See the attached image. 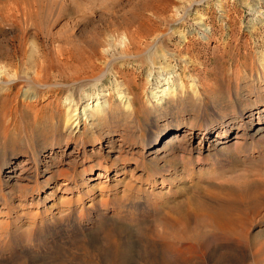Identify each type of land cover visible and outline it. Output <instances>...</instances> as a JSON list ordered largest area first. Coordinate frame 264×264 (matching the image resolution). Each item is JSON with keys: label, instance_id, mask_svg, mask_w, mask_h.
Masks as SVG:
<instances>
[{"label": "rangeland", "instance_id": "374dc122", "mask_svg": "<svg viewBox=\"0 0 264 264\" xmlns=\"http://www.w3.org/2000/svg\"><path fill=\"white\" fill-rule=\"evenodd\" d=\"M125 46L140 48L138 55L120 56ZM118 57H125L116 63L123 78L110 73L84 91L97 94L83 98L79 110L95 108L103 96L109 114L119 111L96 136L87 133L86 147L99 159L83 155L72 168L76 143L50 127L68 113L64 98L72 94L60 86L104 71ZM122 80L134 92L133 112L114 92L125 93ZM169 86L174 98L160 110L159 90ZM263 136L264 0H0V264H254L256 249L249 252L240 236H216L203 218L236 198L228 186L253 179L263 187ZM108 153L119 168L110 159L98 163ZM42 161L53 178L39 189L30 172L18 173L26 162ZM177 206L187 211V224ZM93 207L103 213L90 225L63 226L60 241L35 239L32 229L43 219H83ZM260 209L257 217L251 212V235H264ZM17 225L30 235L26 247L12 249L6 234Z\"/></svg>", "mask_w": 264, "mask_h": 264}, {"label": "bare ground", "instance_id": "6f19581e", "mask_svg": "<svg viewBox=\"0 0 264 264\" xmlns=\"http://www.w3.org/2000/svg\"><path fill=\"white\" fill-rule=\"evenodd\" d=\"M197 3H201L203 1H206V0H196ZM197 25H205V22L202 20V19H198V21L196 22ZM139 47V46H138ZM92 48H95V46H92ZM135 46L132 48L131 46H125L123 49L121 48L122 50V55L120 56H125L127 58H130L132 55L136 54V56L138 55L137 52L138 50L140 49H134ZM176 50V49H175ZM173 51L172 53L174 55H178L179 53H177L176 51ZM120 51V50H119ZM179 52V51H178ZM117 55V54H115ZM180 55V54H179ZM178 55V57H179ZM181 56V55H180ZM185 56V55H184ZM125 57H118L117 58V61L115 60H112V62L106 67L107 69H104V71L102 69H99V70H95L90 76L88 74V76H84V77H80V78H77L75 79V81H71V83H68V84H64V85H61L60 86V90L59 91H63L61 88H66V90L72 94L71 96H66V98H64V102H65V105L67 106L68 105V113L66 115V119L65 121L61 122L60 121V118L58 120H56V122L52 123V125L50 126L51 128H55V132L57 135L59 136H62L63 133H66V138H64V140H66V143H68L69 141H74L76 143V150H74L73 153H75V155H73V158L72 159H76L74 162H69V165L73 164V167H75L76 163L78 161H80L81 158H83V155H84V159L85 161H90V162H93L94 160H97L99 159V156H97L95 153L96 151L95 150H92L89 151L88 148L86 147V138H89V136L87 135V133L89 132V130L93 129L92 131H90V136H94L95 133H96V129L98 130L99 126L102 124V121H105L104 119H107L108 117H110V115H115L118 113L119 109L116 110V113L115 114H109V110L111 109V105H110V102L108 100H104L103 99V96L101 97L100 96V92H98V96H100L99 98H101L100 100L97 99L96 100V104L93 105V106H96L95 108H91L88 107L89 105H85L84 108L82 109V111L79 110V108L82 106L83 104V98H88L87 100L90 101L91 98H94L95 97V94H97L96 92L93 93V97H92V93H87L84 97V91L88 90L90 87L91 88H96V87H99L100 84H103L106 77L108 76V74H112L116 79L118 78H123V75L121 74V71L118 70L119 69V66L116 65V63L122 59H124ZM134 57V56H133ZM180 58V57H179ZM185 58V57H184ZM182 58V59H184ZM181 59V58H180ZM185 60V59H184ZM111 61V60H110ZM83 63V62H82ZM87 64V62H86ZM90 64V63H89ZM84 65V64H83ZM85 67V66H84ZM95 67V65H94ZM83 68V67H82ZM81 68V69H82ZM79 69V68H78ZM77 69V70H78ZM80 69V70H81ZM85 69V68H83ZM89 70V68H88ZM86 70V71H88ZM94 70V69H93ZM111 70V72H110ZM76 71V70H75ZM85 71V72H86ZM91 71H92V68H91ZM80 72V71H79ZM82 73V72H81ZM90 73V72H89ZM77 74V73H76ZM87 74V73H85ZM79 75V74H77ZM120 79V80H121ZM73 80V79H72ZM119 80V81H120ZM118 81V82H119ZM124 83H126V87H125V93L122 94L120 91L117 92L118 89H116V91H114L115 93H117L118 95L117 96H123V99H122V102H126L127 104L125 105V108H127L128 110L127 111H131L132 112L134 111V106H133V102H132V99L133 97L135 96H130L132 95L134 92H132L131 88H130V84L128 81H125V80H122ZM199 81V80H198ZM67 82V81H66ZM69 82V80H68ZM10 84V83H9ZM121 84V83H120ZM22 86H20L18 89H20ZM121 87V86H120ZM123 87V88H124ZM160 88V86H157ZM56 90V89H55ZM134 90V89H133ZM170 90H172L171 86L169 87H164L162 88L161 90H159L160 92H162V95H158V100H159V103H164V105H160L158 106L159 108L160 107H164L165 110L169 107V104L171 103V99L174 98V96H171L170 94L172 93ZM109 91V90H108ZM37 92V91H36ZM113 92V91H112ZM175 92V91H174ZM110 93H111V90H110ZM27 94V93H26ZM29 94V93H28ZM36 94V93H35ZM59 94V93H58ZM79 95V97L77 98H74L73 96L75 95ZM122 94V95H121ZM30 95V94H29ZM128 98V100H127ZM61 99V98H60ZM125 99V100H124ZM137 99V98H136ZM124 100V101H123ZM95 100H92V103L94 102ZM134 101V100H133ZM138 103V102H137ZM141 103V102H140ZM131 109V110H130ZM162 108H160L161 110ZM79 110V111H78ZM263 111V109H261ZM165 112V111H164ZM167 114V113H166ZM65 115V114H64ZM132 115V114H131ZM137 118V117H136ZM112 124V123H111ZM256 124V122L254 123V125ZM132 125V124H131ZM252 127H253V123H252ZM254 129V128H253ZM262 128L260 127H257L256 129H254V131H259L261 130ZM128 130V129H127ZM142 130V129H141ZM136 131V130H135ZM130 132V131H129ZM137 133V132H136ZM110 134V133H109ZM127 135H130V134H127ZM96 136V135H95ZM127 137V136H126ZM138 137V136H137ZM115 137L112 138V140L114 139ZM262 138V142L264 143V136L263 137H260ZM259 138V140H261ZM90 139V138H89ZM103 139V138H102ZM160 140V137L159 139L157 140V143L159 142ZM100 141V144L103 145L104 144V140H99ZM156 143V142H155ZM156 143V144H157ZM261 143V141H260ZM156 144H150L149 145V149H155V145ZM80 146V148H79ZM111 146H112V143H111ZM83 147V148H82ZM263 148V147H262ZM112 152V151H110ZM109 154V155H108ZM106 156H103L102 159H100V161L98 162L99 164H103V163H100V162H103L108 159H110V161H112V165L119 168L118 167V162H117V159H111V153H108ZM101 158V156H100ZM155 158V157H154ZM157 159V158H156ZM158 160V159H157ZM161 160V158H160ZM163 161V160H162ZM81 163L84 162V160L80 161ZM167 162V161H166ZM168 164L169 161L167 162ZM97 164V163H96ZM111 164V163H110ZM16 165V164H15ZM29 165V164H28ZM70 165V166H71ZM166 165V163H165ZM9 166V165H8ZM18 166V165H16ZM95 164L92 163L90 166H88V169L89 171L90 170H93L95 169ZM164 166V165H163ZM170 166V165H169ZM168 166V167H169ZM49 168V167H48ZM47 165L45 163V161H42L41 163H33L32 165H30V167L27 166V162L23 165V168L22 170L19 171L18 175L19 177H27L29 178L30 176L34 177L35 180H38V185H39V189L47 184L48 181L52 180L53 178V175H52V172L47 170ZM71 168V167H70ZM106 167H104V170H105ZM116 168V169H117ZM107 169V168H106ZM9 170H12V166H10ZM14 170V169H13ZM74 170V169H73ZM28 172L31 173L30 174H26ZM94 171V170H93ZM88 172V171H87ZM44 173H47L45 176L43 175ZM67 173V171H66ZM13 175V174H12ZM30 175V176H29ZM39 176V179H37ZM11 177V175L9 176ZM262 177V176H261ZM41 178V179H40ZM81 178V177H80ZM8 179V178H7ZM13 180V179H12ZM74 180V179H73ZM76 180V179H75ZM67 181V180H66ZM263 181V180H261ZM16 182V181H15ZM20 183V182H19ZM15 184V183H14ZM64 183H62L63 185ZM79 183H77L76 185H78ZM26 186V185H25ZM28 188V187H27ZM26 189V188H25ZM222 189V188H221ZM227 192L231 194H236V198H233V197H228L226 198V200H224L225 202L222 203V204H219L218 207L214 208V209H211V208H207L208 209V214L205 215V217L207 218H203V221H200V222H203L205 224H208L210 225L213 229H214V234L216 236H220V238H223L222 235H225L227 237V239L231 236H240L239 239H243L245 241V244H244V247L245 248H249L251 247V249L249 248V252L253 249H256L255 254H259V256H257V258H255V262L254 264H262L263 263V258H262V255L260 253L264 252V235L260 232L257 231V233H254V234H250V230H249V226H250V223L251 222V218H252V213L255 215V212H258L259 213V210L261 211L262 209H260L261 207H263L264 205V185L263 187L261 188L257 181L256 180H253V179H244L242 182L240 183H237L236 185H232V186H228V189H227ZM223 195H224V191L222 192ZM226 193V194H228ZM217 194H220V193H217ZM215 195V194H214ZM219 197V195H216ZM215 196V197H216ZM221 196V194H220ZM216 197V198H218ZM225 197V196H224ZM128 198V197H127ZM214 198V197H213ZM225 199V198H224ZM102 200V199H101ZM221 200L223 201L222 199V196H221ZM220 200V201H221ZM217 201V200H216ZM97 203V202H96ZM103 205V204H102ZM100 205V206H102ZM106 206V205H105ZM189 206V205H188ZM217 206V205H216ZM178 207V206H177ZM201 207H203V205H201ZM212 207V206H210ZM100 208V207H99ZM204 208V207H203ZM202 208V209H203ZM106 209V208H105ZM179 211H177V209L175 210L176 212H179V218L178 220L181 221V223H186L188 220V214L184 211V208L183 207H178ZM198 209V208H197ZM102 210V209H101ZM202 211V210H201ZM204 211V210H203ZM87 212V211H86ZM102 212V211H101ZM107 212V211H106ZM8 213V212H7ZM103 213V212H102ZM100 213L99 214V210L98 208L96 207H93L89 210V212H87V215L86 217L84 216L83 219H81V216L79 217V215L77 214L78 218H80V220H78V218H76V216L74 215V217L70 214L69 215H65V216H58L59 220H58V224L57 225H52V222L51 221H47L46 219H43L42 221H40L38 223V226H36V228H33V233L34 235L36 236V240L37 241H45V235L48 234L47 237H50L52 236V238H54L55 236L59 237V241L60 239H63L65 238V233H64V229H63V226L65 225H69L71 227H73L75 230L78 229V226L80 224H87V225H90V223H93V221L97 218H99V216L102 214ZM257 213V214H258ZM64 214V213H63ZM67 214V213H66ZM80 214V213H79ZM256 214V215H257ZM177 215V214H176ZM255 215V216H256ZM200 216H201V213H200ZM199 216V217H200ZM203 216V214H202ZM253 216V219L254 217ZM62 217V218H61ZM199 217H198V223L199 222ZM257 217V216H256ZM175 219V218H174ZM177 219V218H176ZM204 219H206L207 221H205ZM82 220V222H81ZM171 221V220H169ZM173 221V219H172ZM177 221V220H176ZM196 221V222H197ZM254 221V220H252ZM65 222V224H63ZM179 222V221H178ZM177 222V223H178ZM194 222V221H193ZM195 222V224H196ZM173 223V222H171ZM170 223V224H171ZM197 223V224H198ZM187 224V223H186ZM191 224V223H190ZM187 225V226H190ZM196 224V225H197ZM185 225V224H184ZM253 225V223L251 224ZM85 226V225H84ZM192 226V225H191ZM204 226V225H203ZM207 226V225H206ZM205 226V227H206ZM172 227V226H171ZM176 227V226H175ZM183 227V226H182ZM252 227V226H251ZM68 228V227H67ZM80 228V226H79ZM178 228V227H177ZM198 228V227H197ZM200 228V227H199ZM202 228V226H201ZM200 228V229H201ZM207 228V227H206ZM173 229H174V226H173ZM191 229V228H190ZM209 229V228H208ZM251 229V228H250ZM68 230V229H66ZM79 230V229H78ZM180 230V229H179ZM9 233L6 234V236H10V241L9 243H11L12 245V249H17L18 246H21V247H26L24 245L25 241H27V236L29 237V228L27 227H21L20 225H17V227L15 228H10L9 230ZM202 231V230H201ZM250 231V232H249ZM180 232V231H179ZM194 232V231H193ZM196 232V231H195ZM206 232V231H205ZM213 232V231H212ZM6 233V232H5ZM5 233L3 234V236L5 237ZM31 233V232H30ZM158 233V232H156ZM183 233V232H182ZM155 234V232H154ZM168 234V233H167ZM184 234V233H183ZM200 234V233H199ZM32 235V233H31ZM173 235V234H172ZM2 235H0V247L1 245L5 246L4 245V241L2 240L1 238ZM2 236V237H3ZM158 238H159V235H157ZM166 236V235H165ZM180 236V235H179ZM204 236V235H203ZM229 236V237H228ZM24 237V238H23ZM152 237H154L152 235ZM183 237V236H182ZM189 238V237H188ZM191 238V237H190ZM235 238V237H234ZM159 240V239H158ZM184 240V239H183ZM182 240V241H183ZM187 240V239H186ZM194 240V239H193ZM213 240V238H212ZM237 240V239H236ZM242 240V241H243ZM49 241V240H48ZM196 241V240H195ZM204 241V240H203ZM230 240H228L229 242ZM232 241V240H231ZM241 241V240H240ZM243 241V243H244ZM8 242V241H7ZM184 242V241H183ZM194 242V241H193ZM228 242L227 245H228ZM48 243V242H46ZM50 243V242H49ZM197 243V242H196ZM231 243V242H230ZM236 243V242H235ZM234 243V244H235ZM27 244V242H26ZM198 244V243H197ZM203 244V243H202ZM232 244V243H231ZM44 245H47V244H44ZM190 245V244H189ZM194 245V244H193ZM192 245V246H193ZM221 245V244H220ZM38 246V245H37ZM48 246V245H47ZM188 246V245H187ZM239 246V245H238ZM40 247V246H39ZM54 247V245L52 246V248ZM217 247V246H216ZM233 246H231V248H233ZM87 248V247H86ZM163 248V247H162ZM173 248V247H172ZM253 248V249H252ZM47 249V248H46ZM49 249V248H48ZM196 250V247L194 248ZM206 249H209V248H206ZM205 249V250H206ZM204 250V251H205ZM211 250V249H210ZM0 251L3 252V250L0 249ZM101 251V250H100ZM157 251V250H156ZM179 251V250H178ZM186 251H188L186 249ZM199 251V250H198ZM197 251V252H198ZM160 252V251H159ZM158 252V253H159ZM180 252V251H179ZM196 252V253H197ZM200 252V251H199ZM206 252V251H205ZM161 253V252H160ZM169 253V252H168ZM171 253H175L173 250H171ZM169 253V254H171ZM184 253H185V248H184ZM188 252H186L187 254ZM201 253V252H200ZM204 253V252H203ZM208 253V252H207ZM242 253V252H240ZM37 254V253H36ZM97 254V253H96ZM190 254H193L190 252ZM202 254V253H201ZM199 254V256L201 255ZM206 254V253H205ZM35 255V254H34ZM38 255V254H37ZM181 255V254H180ZM197 255V254H196ZM228 255V253H227ZM36 256V255H35ZM34 256V257H35ZM182 256V255H181ZM0 257H1V254H0ZM32 257V258H34ZM167 257V255H166ZM183 257V256H182ZM227 257V256H226ZM237 257V255H236ZM39 258V257H38ZM175 258V257H174ZM172 258L171 260L175 261V259ZM206 258V257H205ZM231 258V257H230ZM43 259V258H42ZM177 259V258H176ZM193 259V258H192ZM204 259V258H203ZM35 260V259H34ZM180 260V258H179ZM182 260V258H181ZM180 260V262H181ZM184 260V259H183ZM249 260V259H248ZM252 260V259H251ZM189 261V260H188ZM241 261V260H240ZM247 261V259H246ZM32 262V261H31ZM184 262V261H183ZM206 262V261H205ZM249 262H251L249 260ZM4 263V262H3ZM189 263V262H188ZM204 263V262H203ZM232 263V261H231ZM230 263V264H231ZM242 263V262H241ZM244 263V262H243ZM248 263V261H247ZM253 263V260L251 262V264ZM2 264V263H1ZM174 264V263H172ZM192 264V263H191ZM240 264V263H239ZM246 264V262H245ZM264 264V263H263Z\"/></svg>", "mask_w": 264, "mask_h": 264}]
</instances>
